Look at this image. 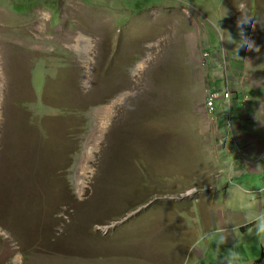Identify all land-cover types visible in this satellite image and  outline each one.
Listing matches in <instances>:
<instances>
[{
	"label": "rangeland",
	"instance_id": "obj_1",
	"mask_svg": "<svg viewBox=\"0 0 264 264\" xmlns=\"http://www.w3.org/2000/svg\"><path fill=\"white\" fill-rule=\"evenodd\" d=\"M261 22L264 0H0V264H264Z\"/></svg>",
	"mask_w": 264,
	"mask_h": 264
},
{
	"label": "clouds",
	"instance_id": "obj_2",
	"mask_svg": "<svg viewBox=\"0 0 264 264\" xmlns=\"http://www.w3.org/2000/svg\"><path fill=\"white\" fill-rule=\"evenodd\" d=\"M240 6H241V8H243L242 4ZM255 25H256V21H254L251 18H246L241 23V30L244 32V39L247 41L246 44L242 45V48L244 50L252 49L253 51H257V52L259 51V46L256 45L254 43V41L249 38V33L247 31L248 29L254 28ZM260 27H261V29H264V22H261ZM240 54H241V57H243V51L240 52ZM255 220H256V231H257V233L258 234L264 233V213H261L258 216H256ZM220 240H221V242L223 241L222 236L220 237ZM231 255L233 258L238 257V253H236V252H233Z\"/></svg>",
	"mask_w": 264,
	"mask_h": 264
},
{
	"label": "built area",
	"instance_id": "obj_3",
	"mask_svg": "<svg viewBox=\"0 0 264 264\" xmlns=\"http://www.w3.org/2000/svg\"><path fill=\"white\" fill-rule=\"evenodd\" d=\"M207 55H208V53H205V56H207ZM223 93H225V96H227L226 99H230V94H229V91L227 89L226 90L224 89L223 90ZM219 96H220L219 92H210V94H209V96L207 98L205 107H206V111L209 114H211V115H213L215 113V111H216V104H215V102L219 98ZM244 101L246 103L248 102L247 96H245Z\"/></svg>",
	"mask_w": 264,
	"mask_h": 264
},
{
	"label": "bare ground",
	"instance_id": "obj_4",
	"mask_svg": "<svg viewBox=\"0 0 264 264\" xmlns=\"http://www.w3.org/2000/svg\"><path fill=\"white\" fill-rule=\"evenodd\" d=\"M2 57H3V55H2ZM92 151H93V148L91 147V144H89L88 147H87V149L84 152V155H83V166L80 169V173H79V177H81V178L85 176L86 167H87V164H88V160L91 157ZM81 184L82 183L80 182L79 185H81Z\"/></svg>",
	"mask_w": 264,
	"mask_h": 264
},
{
	"label": "crops",
	"instance_id": "obj_5",
	"mask_svg": "<svg viewBox=\"0 0 264 264\" xmlns=\"http://www.w3.org/2000/svg\"><path fill=\"white\" fill-rule=\"evenodd\" d=\"M247 228H248V227L244 228V231H246V230H247Z\"/></svg>",
	"mask_w": 264,
	"mask_h": 264
}]
</instances>
